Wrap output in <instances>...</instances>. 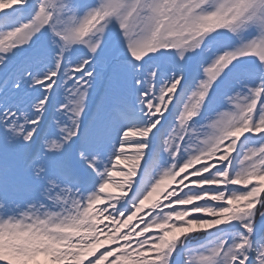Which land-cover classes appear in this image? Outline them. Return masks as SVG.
<instances>
[{"label":"snow or ice","instance_id":"snow-or-ice-1","mask_svg":"<svg viewBox=\"0 0 264 264\" xmlns=\"http://www.w3.org/2000/svg\"><path fill=\"white\" fill-rule=\"evenodd\" d=\"M0 264H264V0H0Z\"/></svg>","mask_w":264,"mask_h":264}]
</instances>
